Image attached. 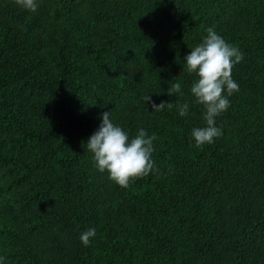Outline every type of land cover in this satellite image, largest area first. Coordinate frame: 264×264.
Returning a JSON list of instances; mask_svg holds the SVG:
<instances>
[{"label":"trees","instance_id":"1","mask_svg":"<svg viewBox=\"0 0 264 264\" xmlns=\"http://www.w3.org/2000/svg\"><path fill=\"white\" fill-rule=\"evenodd\" d=\"M36 2L0 8L5 264H264V0ZM210 27L244 59L222 135L197 147L205 109L184 57ZM176 82L183 96L168 95ZM105 111L130 139L157 137L158 171L127 188L87 148Z\"/></svg>","mask_w":264,"mask_h":264},{"label":"clouds","instance_id":"2","mask_svg":"<svg viewBox=\"0 0 264 264\" xmlns=\"http://www.w3.org/2000/svg\"><path fill=\"white\" fill-rule=\"evenodd\" d=\"M21 8L36 12V0H14ZM206 37L191 49L184 57L186 70L195 74L197 80L191 85V94L195 103L203 105L205 127L193 128L192 137L197 147L211 144L214 138L222 135V129L216 126V117L230 106L229 97L239 91V85L232 78L235 65L244 59V53L236 46L226 42L212 27L208 28ZM168 95L179 93L183 96L181 83H172ZM225 92L227 95H225ZM146 104H151L153 111H161L168 102L157 105L151 96L144 97ZM180 116L188 115L187 102L177 105ZM102 123L87 142V148L94 154L98 170L107 171L109 179L122 188L129 187L130 180L145 177L158 171L153 160L155 134L149 135L141 128L130 139L129 134L110 118V111L102 114ZM95 228H89L80 235L84 246H89L90 238L95 237ZM5 257L0 256V264H5Z\"/></svg>","mask_w":264,"mask_h":264},{"label":"rangeland","instance_id":"3","mask_svg":"<svg viewBox=\"0 0 264 264\" xmlns=\"http://www.w3.org/2000/svg\"><path fill=\"white\" fill-rule=\"evenodd\" d=\"M2 1H6V0H0V8H1Z\"/></svg>","mask_w":264,"mask_h":264}]
</instances>
